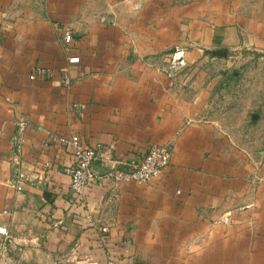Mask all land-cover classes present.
Listing matches in <instances>:
<instances>
[{
  "label": "crops",
  "instance_id": "crops-1",
  "mask_svg": "<svg viewBox=\"0 0 264 264\" xmlns=\"http://www.w3.org/2000/svg\"><path fill=\"white\" fill-rule=\"evenodd\" d=\"M249 49L264 0H0V264H264V163L209 112L216 66ZM74 135L97 150L82 198L52 140ZM152 145L156 180L105 175Z\"/></svg>",
  "mask_w": 264,
  "mask_h": 264
},
{
  "label": "rangeland",
  "instance_id": "rangeland-1",
  "mask_svg": "<svg viewBox=\"0 0 264 264\" xmlns=\"http://www.w3.org/2000/svg\"><path fill=\"white\" fill-rule=\"evenodd\" d=\"M227 55L214 70L220 81L210 118L236 152L264 163V53L249 49Z\"/></svg>",
  "mask_w": 264,
  "mask_h": 264
},
{
  "label": "built area",
  "instance_id": "built-area-1",
  "mask_svg": "<svg viewBox=\"0 0 264 264\" xmlns=\"http://www.w3.org/2000/svg\"><path fill=\"white\" fill-rule=\"evenodd\" d=\"M70 39V34H65L64 40L69 42ZM173 58L172 64L166 69L169 75H171V71L175 70L176 67L183 65L182 61L177 57V54H174ZM78 62V57H71L67 60V63L70 65L78 64ZM44 74V70L36 69L31 78L33 79L36 76H42ZM63 83L65 86H68V79L65 78ZM52 140L53 142L68 147L72 151L74 164L68 167L65 172L70 177V190L77 198H82L90 182L97 176L92 170V164L96 160L97 150L84 146L77 135L69 138L53 137ZM170 157V150L167 147L152 145L137 163L125 165L123 168H113L105 173V175L117 184L128 182L138 185L148 184L161 175L164 168L169 164ZM16 190H20V187L16 186ZM101 232L102 234L106 233V229H101ZM0 235L7 236L6 230L1 226ZM101 243L102 241L100 239L96 245L99 247Z\"/></svg>",
  "mask_w": 264,
  "mask_h": 264
}]
</instances>
